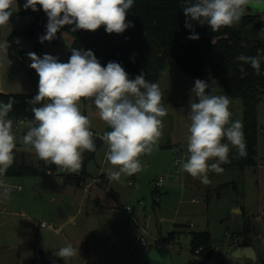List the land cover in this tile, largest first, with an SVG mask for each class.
Wrapping results in <instances>:
<instances>
[{"label":"clouds","instance_id":"1","mask_svg":"<svg viewBox=\"0 0 264 264\" xmlns=\"http://www.w3.org/2000/svg\"><path fill=\"white\" fill-rule=\"evenodd\" d=\"M135 0H26L25 10L33 12L41 6L48 20L46 33L40 42L52 41L66 25L72 31L95 32L102 25L108 34H122L134 27L126 19ZM254 0H184L182 7L185 28L191 30L189 40H198L194 22L207 26L212 32L222 27L238 26L248 13ZM260 3L261 0H255ZM17 0H0V27L8 25ZM264 36V28L258 31ZM18 42V41H17ZM10 43L0 42V52L8 54ZM242 46L246 45L242 42ZM68 62L58 57L34 52L27 53L30 68L39 77L37 94L26 103L32 105L31 118L20 121L24 132L22 145L27 151H34L39 161L55 165L61 172L77 173L82 168L84 152L94 153L96 144L90 130V120L81 112L82 98L91 104L111 131H104L100 139L107 144L105 159L115 170L109 168L110 181H119L121 175L132 176L140 172L139 157L150 154L163 136L168 109L163 103L164 93L158 83L145 78L143 71L130 78L122 65L109 61L102 65L92 50L71 48ZM134 62V56L131 58ZM236 60L248 64L261 74L264 49H258L255 56L239 54ZM241 78L247 74L240 67ZM165 73H161L164 75ZM207 81L196 79L190 90L188 104L187 153L178 161L181 173H187L202 184L210 183L209 173L221 174L222 164L230 163V152L236 149L239 157L247 155L244 125L239 119L232 120L227 95H216ZM15 101L0 102V177L15 162L17 148L14 121L9 118ZM39 105V106H36ZM226 139L227 142H222ZM214 160V162H212ZM12 188L0 180V198L9 199ZM54 256L67 261L79 255V249L71 243L60 247Z\"/></svg>","mask_w":264,"mask_h":264},{"label":"rangeland","instance_id":"2","mask_svg":"<svg viewBox=\"0 0 264 264\" xmlns=\"http://www.w3.org/2000/svg\"><path fill=\"white\" fill-rule=\"evenodd\" d=\"M25 0H17L18 10L15 11L16 15L6 26L0 27V42L7 40V37L13 32H16L15 42L23 48L24 55L19 57L17 63H13L9 54L5 55L0 52V92L3 93H37L39 77L36 71L29 67L31 60L27 56V53L34 52L38 56L43 57L44 54H49L59 58L61 62L66 63L68 53L71 48L72 37L67 32H61L52 41H44L39 48H36L35 37L23 35L21 30L28 25L33 16L24 11L23 5ZM262 28H250L245 31V34L250 38H264L259 35L258 31ZM18 41V42H17ZM107 65V64H106ZM105 65V66H106ZM17 66L15 72L14 68ZM14 72V73H13ZM164 75H161L155 83H158L161 91L164 93L163 103L168 109L167 116L163 117L164 129L162 139H167L173 144V161L175 158H184L187 153V128L190 124L188 119V104L191 98L190 90L194 87L196 77H193L186 73L178 63L172 58L167 59ZM210 90L214 89L216 95H227L232 101L230 110L232 112V120L239 119L242 121L241 103L239 100L233 98L226 88L218 83L217 80H209ZM81 112L87 116L90 120V129L94 132V139L101 134L104 128L107 126L103 122L95 109V106L91 104L90 100L82 98L79 102ZM257 121H258V155L256 154L255 160L258 161L256 166H247L240 168L237 165L232 166L235 163L237 152L235 148L230 152V163L227 165H221L224 168L223 173L216 174L210 172V183L207 185L202 184L196 179L197 190L195 193L189 191L185 186L186 173H177L175 180H170L168 175L175 174L177 165L172 161L165 166L160 176H164L162 186L158 187L153 193L155 199V211L149 210L145 199H122L124 204L132 207L135 205V209L140 210L141 218H139L138 231L146 230L144 237L148 245L155 242L165 243L172 255H175V261L177 264H201L193 260L194 256L190 251L191 230H199L203 227H207L214 231H227L230 235L233 230V236L240 242L245 241V235L242 232H238L242 229L245 221L249 222V228L252 231V235L255 236V247L261 254L259 263L264 264V243L263 241V225H264V94L261 95L257 103ZM17 125V123H15ZM14 124V125H15ZM23 125H17L15 129L17 148L15 152L20 154L24 152L26 160L35 158L34 151H27L22 145V136L24 134ZM222 142H227L226 139ZM108 150V146L103 142L101 146L96 150L94 156L90 158L85 164L82 165L80 170L85 171L84 176L85 184L88 183L87 188L93 186L91 191L100 192L103 196H110L109 192L113 194L124 187L129 191H133V194L137 188V177L143 171V168L138 174L132 176L121 175L119 181H110L108 176L104 175V171H108L109 168L114 170L118 166H112L106 159L105 154ZM150 154H142L138 159L141 164H144L150 157ZM263 157V158H262ZM259 159V160H258ZM214 162V160L212 161ZM261 162V164H260ZM260 165V166H259ZM85 167V168H84ZM85 169V170H84ZM58 169L53 177H40L33 175L24 176H3L0 180L12 188L10 198L16 199L15 204L18 205L17 211H21V206L28 205L29 209L34 205L35 195L38 196V201L42 200L46 203L50 198L46 192L42 189L43 186L54 181H61L64 175H61ZM260 172V173H259ZM82 175V174H81ZM80 175V176H81ZM81 178V177H80ZM82 180V179H81ZM89 181V182H88ZM219 182H225L230 186L229 188L218 187ZM36 182H44L42 187L37 190H33V186L38 184ZM39 183V184H41ZM232 184V186H231ZM23 188V191H18L17 186ZM201 186V187H200ZM207 186V187H206ZM127 190V191H128ZM259 190V191H258ZM36 191H39L36 192ZM167 191V192H163ZM22 193H28V197L20 198ZM38 193V194H37ZM99 194V196H101ZM260 194V200H259ZM103 197V198H105ZM196 197L198 202L192 203L191 198ZM242 198L244 201L243 206L246 207L248 213L246 216L236 215L231 210V206L238 202L237 199ZM107 200V199H106ZM143 201L142 203L140 202ZM144 205V206H143ZM240 205V206H241ZM145 209V210H144ZM175 219L176 225L173 228L176 230L175 239L169 241L166 239V232L172 227V220ZM15 228L22 224L21 219L16 218ZM7 224L6 227H8ZM231 227L232 228L231 230ZM238 228V230L236 229ZM11 238V234L7 239ZM155 241V242H154ZM168 242V243H166ZM139 243V242H138ZM139 243L142 250L148 249ZM220 244L216 243V246ZM213 250L215 248L213 247ZM222 252V250H220ZM10 262L17 261V258L10 253ZM8 255H6V258ZM228 257H234L231 252H228ZM142 259V258H141ZM199 259V258H198ZM189 260V261H188ZM173 262V261H172Z\"/></svg>","mask_w":264,"mask_h":264},{"label":"trees","instance_id":"3","mask_svg":"<svg viewBox=\"0 0 264 264\" xmlns=\"http://www.w3.org/2000/svg\"><path fill=\"white\" fill-rule=\"evenodd\" d=\"M183 6L184 0H135L126 17L133 22L134 27L122 34H108L103 25L95 32L87 30L73 32V26L66 25L57 35L61 32L69 33L72 37L71 48L92 50L104 66L109 61L120 63L130 78H135L143 71L145 78L154 82L164 72L167 59L172 58L193 77L207 82L217 80L233 98L240 101L242 108L247 155L237 156L232 166L244 168L254 165L258 144L257 103L264 94V62L261 64V74L257 75L250 65H241L236 57L241 53L255 56L258 49H264V38H250L245 34L250 28H264V14H246L238 26L222 27L217 32H212L206 25L201 26L194 22L195 32L200 38L189 40L187 37L192 33L185 28ZM37 8L40 10L35 12L30 8L24 9L33 18L21 33L35 37L36 48H39L42 44L39 38L46 33L48 18L41 6L37 5ZM15 15L14 11L12 20ZM15 36L16 32L13 31L7 37L11 45L8 54L14 64L24 55L23 48L15 42ZM242 42L246 47L242 46ZM70 55L69 50L67 62ZM133 56L134 62L131 59ZM241 66L247 73L244 78H241L239 70ZM36 94L0 92V102L7 103L10 98L15 101L13 110L9 113V118L15 123L17 120L32 117V105L26 101ZM47 169L46 162L39 161L36 156L26 160L23 152L19 155L15 153V162L4 176H38L46 173ZM226 185L222 184L220 187ZM174 235L175 231H170L167 238L172 240ZM190 235L193 241L190 244L191 250L194 251L202 245L200 259H207L212 250L209 233L190 231Z\"/></svg>","mask_w":264,"mask_h":264},{"label":"crops","instance_id":"4","mask_svg":"<svg viewBox=\"0 0 264 264\" xmlns=\"http://www.w3.org/2000/svg\"><path fill=\"white\" fill-rule=\"evenodd\" d=\"M247 14H264V0H261L260 3H256L254 0ZM159 145L162 148H172L173 150V144L167 139H162V137L159 140ZM257 164L258 161L255 160V164L251 166ZM177 168H180V166ZM56 170V166L50 164L47 172L38 176L53 177ZM60 173L64 175L61 181L51 182L42 188L50 197L46 203L42 200L38 201V196L35 195V203L31 209L27 204L26 208L22 204L19 205L21 211H17L18 205L15 204L20 203H17V201L15 203L14 199L16 198H0V264H65L62 258L54 256L53 253L67 243H71L79 249V255L68 260L67 264H146L141 258L148 251L150 245H148V242L146 245L140 243L141 230L138 231L139 218H141L140 210H136L134 204H132L130 211L126 210L125 206L127 204H124L120 199L122 196V199H130L133 196V191H129L124 187L118 192L115 189L113 194L109 192L110 196L105 197L100 192H94L95 189L91 191L94 185L87 188L88 183H86L85 187L83 186L86 180L84 178L87 173L86 170H79L77 173ZM103 173L107 176V171ZM176 174H170L169 179L175 180L177 178ZM184 179L186 188L195 193L197 190L196 179L187 173ZM36 183L38 186L34 185L33 190L42 187L44 182ZM222 184H225V182L218 181V187ZM19 186H17V190L23 191V188H19ZM36 192L39 193V191ZM24 196L26 198L29 195L28 193H22L19 197L23 198ZM153 200L155 201L154 197ZM237 200L238 202L231 206V210L236 215L246 216L248 210L241 205L244 200L241 197ZM191 202H198V199L192 197ZM151 210L155 211L154 205H152ZM18 217L21 219L22 224L15 228V220ZM42 222L46 225L42 226ZM7 224H9L8 227H6ZM175 225L176 222L173 219L172 227L166 232L167 240H169L167 238L168 232H176L175 227L173 228ZM206 226V228L203 227L199 230H191L192 232L207 231L212 247L209 256L204 260L197 259L190 248L195 263L196 260L201 264H255L261 261V254L254 244L256 242L255 236L252 235V231L248 227L249 222H246L245 225L244 221L242 229L238 231L245 235L244 242L234 238L232 233L234 227H231L232 231L229 235L226 230L213 232V229L209 228V224ZM236 229L238 230V228ZM10 234L11 238L7 239ZM174 239L175 235L169 241L173 242ZM138 242L144 247L148 245V249L142 250ZM157 243L168 248L165 243ZM216 243L220 245L216 246ZM238 245L250 246L254 258L242 256L234 257L232 260V257H228V252H232ZM213 247L215 250H213ZM10 253L17 258V261L10 262ZM170 254L173 264H177L175 255ZM6 255H8L7 258Z\"/></svg>","mask_w":264,"mask_h":264},{"label":"water","instance_id":"5","mask_svg":"<svg viewBox=\"0 0 264 264\" xmlns=\"http://www.w3.org/2000/svg\"><path fill=\"white\" fill-rule=\"evenodd\" d=\"M16 68L17 66H15L14 72ZM104 131H111V129L106 126L101 134L94 139L96 150L101 146V144H103V141L100 139V137L103 136ZM95 152L91 153L85 150L83 154L84 160L82 163L92 158ZM173 154L174 152L172 148H162L160 147L158 141V146L153 149L150 157L144 163L143 171L137 177V188L131 199H145L150 212L152 211L151 209L153 205L154 193V189L151 187V182L158 176L159 173L164 170L166 165L171 163ZM168 178H170V175H168ZM192 242L193 241L191 240L190 244H192ZM231 255L235 258L242 256L254 258L252 248L247 245H238L231 252ZM142 260L146 264H173L169 248L157 242L150 245L148 251L142 256Z\"/></svg>","mask_w":264,"mask_h":264},{"label":"built area","instance_id":"6","mask_svg":"<svg viewBox=\"0 0 264 264\" xmlns=\"http://www.w3.org/2000/svg\"><path fill=\"white\" fill-rule=\"evenodd\" d=\"M20 121H23V120H21V119H20V120H17L15 123H17V125H19V124H20V125H23V124L20 123ZM15 123H14V124H15ZM14 124H13V127H14V130H15V129L17 128V125H16V124L14 125ZM90 130H91V129H90ZM91 131H92V130H91ZM92 132H93V131H92ZM93 133H94V132H93ZM180 160H183V159H182V158H175V160H174L173 162H174L175 165H179L177 162L180 161ZM141 166H142V167H141V169H142V168L144 167V164H141ZM178 169H179V168L176 169V173H179ZM138 173H139V172H138ZM138 173H136V174H138ZM161 173H162V172H161ZM161 173H159L158 176H157V177L151 182V187L154 189V191L157 190L158 187L162 186V182H163L162 180H163L164 176H160ZM19 188H20V187H19ZM138 199H141V198H138ZM140 202L142 203L143 201L140 200ZM125 208H126V210L130 211L132 207L129 206V205H127V206H125ZM45 225H46V224H45L44 222H42V226H45ZM145 233H146V230L143 229V230L141 231V236H140V243H141L142 245H146V244H147L146 239H145V237H144V234H145ZM262 237H263V243H264V228H263V236H262ZM202 248H203L202 245H201V246H198V247L195 248L194 251L192 252L193 255H195V257H196L197 259H198V258L200 259V257H201V256H200V252H201Z\"/></svg>","mask_w":264,"mask_h":264}]
</instances>
